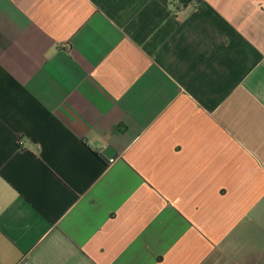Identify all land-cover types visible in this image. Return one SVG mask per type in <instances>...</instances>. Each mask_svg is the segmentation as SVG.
Segmentation results:
<instances>
[{
  "label": "crops",
  "instance_id": "obj_1",
  "mask_svg": "<svg viewBox=\"0 0 264 264\" xmlns=\"http://www.w3.org/2000/svg\"><path fill=\"white\" fill-rule=\"evenodd\" d=\"M185 1L0 0V264H264V0Z\"/></svg>",
  "mask_w": 264,
  "mask_h": 264
},
{
  "label": "trees",
  "instance_id": "obj_2",
  "mask_svg": "<svg viewBox=\"0 0 264 264\" xmlns=\"http://www.w3.org/2000/svg\"><path fill=\"white\" fill-rule=\"evenodd\" d=\"M181 2H182V3H186V1H185V0H181Z\"/></svg>",
  "mask_w": 264,
  "mask_h": 264
},
{
  "label": "built area",
  "instance_id": "obj_3",
  "mask_svg": "<svg viewBox=\"0 0 264 264\" xmlns=\"http://www.w3.org/2000/svg\"><path fill=\"white\" fill-rule=\"evenodd\" d=\"M19 142V144H21V142L20 141H18Z\"/></svg>",
  "mask_w": 264,
  "mask_h": 264
}]
</instances>
